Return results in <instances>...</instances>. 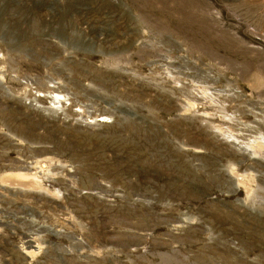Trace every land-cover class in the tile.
<instances>
[{"label":"rangeland","instance_id":"obj_1","mask_svg":"<svg viewBox=\"0 0 264 264\" xmlns=\"http://www.w3.org/2000/svg\"><path fill=\"white\" fill-rule=\"evenodd\" d=\"M0 264H264V0H0Z\"/></svg>","mask_w":264,"mask_h":264}]
</instances>
